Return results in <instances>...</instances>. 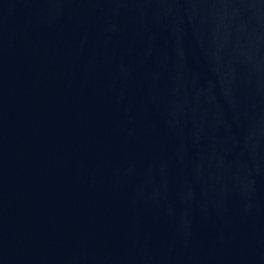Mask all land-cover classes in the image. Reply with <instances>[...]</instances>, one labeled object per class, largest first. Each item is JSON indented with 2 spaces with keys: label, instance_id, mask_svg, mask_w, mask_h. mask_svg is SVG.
<instances>
[{
  "label": "water",
  "instance_id": "1",
  "mask_svg": "<svg viewBox=\"0 0 264 264\" xmlns=\"http://www.w3.org/2000/svg\"><path fill=\"white\" fill-rule=\"evenodd\" d=\"M0 264H264V0H0Z\"/></svg>",
  "mask_w": 264,
  "mask_h": 264
}]
</instances>
